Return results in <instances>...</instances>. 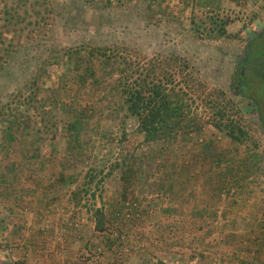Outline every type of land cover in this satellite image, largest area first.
I'll return each instance as SVG.
<instances>
[{"label": "rangeland", "instance_id": "1", "mask_svg": "<svg viewBox=\"0 0 264 264\" xmlns=\"http://www.w3.org/2000/svg\"><path fill=\"white\" fill-rule=\"evenodd\" d=\"M262 47L264 0H0V250L55 248L45 199L72 178L86 240L49 264H264ZM171 56L192 65L198 110L225 105L246 136L145 140L120 70L160 77Z\"/></svg>", "mask_w": 264, "mask_h": 264}, {"label": "trees", "instance_id": "2", "mask_svg": "<svg viewBox=\"0 0 264 264\" xmlns=\"http://www.w3.org/2000/svg\"><path fill=\"white\" fill-rule=\"evenodd\" d=\"M221 33L225 31L222 29ZM95 50L97 55L107 56L102 49L96 47ZM262 51L263 47L257 56L264 57ZM91 52L94 54L93 50ZM167 60V73L160 77L153 70L159 62L152 63L150 67L142 62L136 68L129 66L120 70L118 82L126 108L136 118L138 130L144 134L145 140L175 139L180 134L200 130L206 124L224 131L233 140L238 141L246 136L239 124L222 122L221 119L228 114L225 105L218 107L213 117L198 110L192 96L198 90V82L187 59L171 56ZM99 215L101 217V212ZM95 222L97 228L101 227L99 217Z\"/></svg>", "mask_w": 264, "mask_h": 264}, {"label": "crops", "instance_id": "3", "mask_svg": "<svg viewBox=\"0 0 264 264\" xmlns=\"http://www.w3.org/2000/svg\"><path fill=\"white\" fill-rule=\"evenodd\" d=\"M45 181V180H44ZM76 180H72V178H57L51 185H50V195L49 200L45 199V204H51L50 206V213H48V220L53 227H50L53 230L52 232H47V235H44L47 240H53L58 243L55 248L51 247V249H27L24 251V255L26 256V260L21 262L16 261L14 264H49V263H59V261L65 260L62 258V254H68L70 252L69 248L72 245H81V241L86 240V235L82 237L81 228L83 227V222L79 221V225L76 228L71 227V222L76 221L78 219H74L72 217L73 209L72 204L70 202V195L72 183ZM45 184V183H44ZM46 192L48 189L45 190ZM47 198V196H46ZM47 211V210H46ZM38 215L44 216V214L39 213ZM38 221V219H35ZM49 224V225H50ZM74 230V231H73ZM81 234H75L78 232ZM33 242H35L37 238L36 235L32 236ZM63 241V242H62ZM38 244V243H36ZM40 245V244H39ZM29 246V245H27ZM35 247H39L36 246ZM6 251L0 250V260L6 259ZM9 259H6V263L12 264L10 255L7 254ZM44 259L46 261H44ZM27 261V262H26ZM1 264V261H0Z\"/></svg>", "mask_w": 264, "mask_h": 264}]
</instances>
